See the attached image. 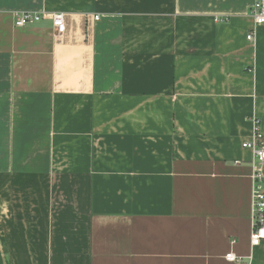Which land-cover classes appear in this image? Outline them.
<instances>
[{"label":"crops","instance_id":"1","mask_svg":"<svg viewBox=\"0 0 264 264\" xmlns=\"http://www.w3.org/2000/svg\"><path fill=\"white\" fill-rule=\"evenodd\" d=\"M253 1L0 0V264H264Z\"/></svg>","mask_w":264,"mask_h":264},{"label":"built area","instance_id":"2","mask_svg":"<svg viewBox=\"0 0 264 264\" xmlns=\"http://www.w3.org/2000/svg\"><path fill=\"white\" fill-rule=\"evenodd\" d=\"M250 17L253 28L246 35L249 43L255 41V30L257 26L264 24V0H254L250 8ZM99 16L94 17L98 21ZM41 20H49L51 22L54 35L59 39L66 31L67 16L64 13H37V12H19L14 15V26L22 28L34 25ZM251 122V138L249 141L242 143L243 149H248L252 153L251 166V247L260 246L264 241V189H263V173L264 166V139L260 131L259 120L252 116ZM225 259L229 262H237L240 259L232 254H227Z\"/></svg>","mask_w":264,"mask_h":264}]
</instances>
